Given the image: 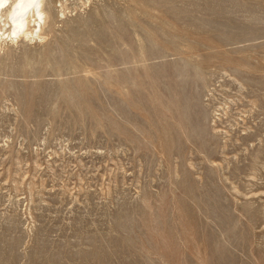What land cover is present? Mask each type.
Listing matches in <instances>:
<instances>
[{"label":"rangeland","instance_id":"rangeland-1","mask_svg":"<svg viewBox=\"0 0 264 264\" xmlns=\"http://www.w3.org/2000/svg\"><path fill=\"white\" fill-rule=\"evenodd\" d=\"M42 9L0 23V264H264V0Z\"/></svg>","mask_w":264,"mask_h":264},{"label":"bare ground","instance_id":"bare-ground-1","mask_svg":"<svg viewBox=\"0 0 264 264\" xmlns=\"http://www.w3.org/2000/svg\"><path fill=\"white\" fill-rule=\"evenodd\" d=\"M43 10L42 0H0V23L10 27L9 34L29 37L39 30Z\"/></svg>","mask_w":264,"mask_h":264}]
</instances>
